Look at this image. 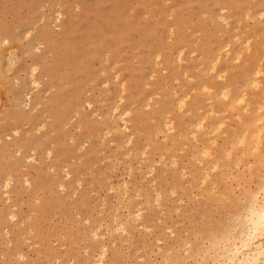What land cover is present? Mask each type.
Returning a JSON list of instances; mask_svg holds the SVG:
<instances>
[{
  "label": "rangeland",
  "instance_id": "rangeland-1",
  "mask_svg": "<svg viewBox=\"0 0 264 264\" xmlns=\"http://www.w3.org/2000/svg\"><path fill=\"white\" fill-rule=\"evenodd\" d=\"M263 193L264 0H0V264H264Z\"/></svg>",
  "mask_w": 264,
  "mask_h": 264
},
{
  "label": "bare ground",
  "instance_id": "bare-ground-1",
  "mask_svg": "<svg viewBox=\"0 0 264 264\" xmlns=\"http://www.w3.org/2000/svg\"><path fill=\"white\" fill-rule=\"evenodd\" d=\"M19 38V37H18ZM2 41H4V40H2ZM5 42V41H4ZM3 44V43H2ZM217 58V57H216ZM36 67V66H35ZM36 69V68H35ZM210 69V68H209ZM213 70V69H212ZM31 72V71H30ZM253 74V73H252ZM32 74H30V76H31ZM247 75H248V73H247ZM250 75V74H249ZM248 75V76H249ZM31 78H32V76H31ZM251 78V77H250ZM253 78H256V77H254L253 76ZM247 79V78H246ZM249 79V78H248ZM247 79V81L249 82V80H252V78L251 79H249L248 80ZM257 79V78H256ZM256 79H254V80H252L253 82V85H254V83H255V80ZM32 80H33V78H32ZM32 80H30V81H32ZM5 81H7V80H5ZM35 80H33L32 82H34ZM36 82V81H35ZM35 82H34V84H35ZM31 83V82H30ZM245 83V82H244ZM250 83V82H249ZM252 83H251V85H252ZM256 83H257V80H256ZM22 84H24V83H22ZM8 85V84H7ZM250 85V86H251ZM255 85H257V84H255ZM245 86V85H244ZM248 86V85H247ZM3 87V86H2ZM8 87V86H7ZM11 87V86H10ZM206 87V86H205ZM222 94H224L223 92H222ZM11 95V94H10ZM225 95V94H224ZM242 95V93L240 94V96ZM185 96V95H184ZM221 96H223V95H221ZM231 97H232V95H231ZM234 97V96H233ZM242 98H240V100H243V96H241ZM181 99V98H180ZM237 100H235V101H238L239 100V96L236 98ZM179 101V100H178ZM177 101V102H178ZM182 100H180V102H179V104L180 103H183V101L181 102ZM231 101H233V100H231ZM246 101V100H245ZM234 102V101H233ZM247 102V101H246ZM258 102V101H257ZM27 104V103H26ZM178 104V103H177ZM227 104V103H226ZM237 104V103H236ZM240 104H242V103H240ZM18 105V104H17ZM16 105V106H17ZM230 104L228 103L227 104V106H229ZM262 105V104H261ZM180 106V105H179ZM247 106V105H246ZM181 107V106H180ZM245 107V106H244ZM254 109H256V107L254 106L253 107ZM257 108H259V106L257 107ZM254 109H253V111H254ZM127 110V109H126ZM125 110V111H126ZM245 110V109H244ZM124 111V112H125ZM124 112L123 113H121V114H124ZM128 112V111H127ZM118 114H120V113H118ZM126 114V113H125ZM260 115V114H259ZM257 116V115H256ZM256 116H254V117H256ZM122 117V116H121ZM253 117V118H254ZM261 117V116H260ZM119 118H120V116H119ZM122 119V118H121ZM202 120V119H201ZM200 120V121H201ZM258 120V119H257ZM262 120V119H261ZM171 121V120H170ZM196 122H198V121H196ZM253 122H255V121H253ZM253 122H251V123H253ZM258 122V121H257ZM257 122H255L254 124H255V126H256V123ZM164 123H169V122H164ZM41 124V123H40ZM171 124V123H170ZM199 124V123H198ZM253 124V125H254ZM258 124H259V122H258ZM261 124V123H260ZM260 124L258 125V127L257 128H259L260 127ZM123 125V124H122ZM163 125H165V124H163ZM200 125V124H199ZM44 126V125H43ZM126 126V125H125ZM125 126L123 125V127L125 128ZM168 126V125H167ZM166 126V127H167ZM201 126V125H200ZM261 126H262V124H261ZM171 128V127H170ZM241 128H243V127H241ZM257 128L255 129V130H257ZM15 129V128H14ZM173 129V128H172ZM245 129V128H244ZM261 129V128H260ZM217 130V129H216ZM241 130V129H240ZM255 130H254V132H255ZM258 131V130H257ZM163 132V131H162ZM245 132V131H244ZM259 132V131H258ZM260 133V132H259ZM242 135V134H241ZM165 136V135H164ZM245 136V135H244ZM243 136V137H244ZM242 139V138H241ZM249 139H251V133H250V138ZM240 141V140H239ZM248 141V140H247ZM252 141V140H251ZM259 142V141H258ZM247 143V142H246ZM249 143V142H248ZM209 152V151H208ZM8 181V180H7ZM6 181V182H7ZM3 182H5V181H3ZM5 185V184H4ZM261 189H263V188H261ZM264 194V193H263ZM264 196V195H263ZM262 197V196H261ZM263 199H264V197H263ZM262 199V200H263ZM262 200H260V203H261V201ZM253 202V201H252ZM262 203H264V201L262 202ZM252 204V203H251ZM250 205V204H249ZM252 206V205H251ZM249 208H251V209H249L250 210V212L248 213L249 214V217H248V219L250 220V222H251V227H250V230H248L245 234H246V237L243 239V241H242V245H239V246H245L249 251H246V253H249L250 254V251L253 249H250L251 248V246L252 247H254V252L255 253H257V252H259L260 251V249L262 248V244H260V243H258V241H257V239L261 236V235H263L264 234V204L262 205V204H258L257 202H256V200H255V202H253V206L252 207H249ZM249 222V223H250ZM119 223V222H118ZM245 226H246V224H245ZM244 226V227H245ZM246 228V227H245ZM244 228V229H245ZM246 231V230H245ZM240 235H241V233H240ZM239 237V236H238ZM238 241V240H237ZM234 242V241H233ZM239 242V241H238ZM234 244H236V243H234ZM236 246V245H235ZM103 251V250H102ZM101 251V252H102ZM254 252H252V254L251 255H253V253ZM244 253V252H243ZM100 254V253H99ZM100 255H103V254H100ZM248 255V254H247ZM239 256V255H238ZM250 257H254V255L253 256H250ZM238 258V257H237ZM242 258V257H241ZM247 259H248V257H246ZM246 258H243V259H241L239 262H240V264H245V261H247V259ZM257 258V257H256ZM225 259V258H224ZM227 259V258H226ZM228 260V259H227ZM239 260V259H238ZM237 260V261H238ZM225 261V260H224ZM235 261V260H234ZM226 262V261H225ZM264 262V261H263ZM238 263V262H237ZM249 263V262H248ZM256 263V262H255ZM224 264V263H223ZM239 264V263H238ZM247 264V263H246ZM257 264H258V262H257Z\"/></svg>",
  "mask_w": 264,
  "mask_h": 264
}]
</instances>
